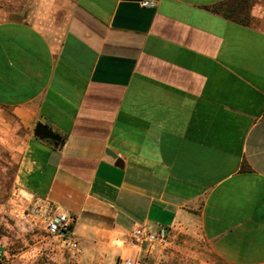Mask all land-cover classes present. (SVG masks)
<instances>
[{
    "label": "crops",
    "instance_id": "0c3cea01",
    "mask_svg": "<svg viewBox=\"0 0 264 264\" xmlns=\"http://www.w3.org/2000/svg\"><path fill=\"white\" fill-rule=\"evenodd\" d=\"M145 1L0 7V107L33 130L19 187L87 248L165 225L264 264V0Z\"/></svg>",
    "mask_w": 264,
    "mask_h": 264
},
{
    "label": "rangeland",
    "instance_id": "374dc122",
    "mask_svg": "<svg viewBox=\"0 0 264 264\" xmlns=\"http://www.w3.org/2000/svg\"><path fill=\"white\" fill-rule=\"evenodd\" d=\"M40 0H0L1 8L15 7L23 17L38 11ZM255 3L251 0L249 5ZM7 9L5 10L7 16ZM1 15V14H0ZM3 17L5 15L3 14ZM32 128L23 123L21 112L0 107V247L5 264H226L217 256L198 229H175L165 246L131 248L125 236L120 243L83 247L73 257L60 240L50 237L31 209L35 198L24 193L18 174Z\"/></svg>",
    "mask_w": 264,
    "mask_h": 264
},
{
    "label": "built area",
    "instance_id": "2783aa9c",
    "mask_svg": "<svg viewBox=\"0 0 264 264\" xmlns=\"http://www.w3.org/2000/svg\"><path fill=\"white\" fill-rule=\"evenodd\" d=\"M144 7L155 8L156 2L148 0L143 2ZM31 214L34 218L40 221L46 233L60 240L63 248L73 257L83 253V247L77 240L74 233V216L66 209L61 208L45 198H35ZM170 240V230L165 225H158L156 229L148 227L138 228L131 232L126 242L133 249L143 251V246H165ZM6 263V254L0 247V264ZM126 264H133L131 261ZM137 264H145L138 261Z\"/></svg>",
    "mask_w": 264,
    "mask_h": 264
},
{
    "label": "water",
    "instance_id": "95a60500",
    "mask_svg": "<svg viewBox=\"0 0 264 264\" xmlns=\"http://www.w3.org/2000/svg\"><path fill=\"white\" fill-rule=\"evenodd\" d=\"M34 135L38 138H42L45 140H51L56 143L57 146L63 147L65 142L56 134L49 126L45 125L42 122H39L35 128Z\"/></svg>",
    "mask_w": 264,
    "mask_h": 264
}]
</instances>
